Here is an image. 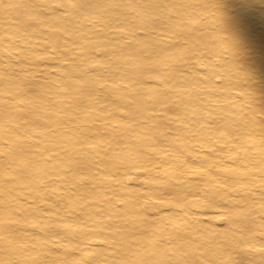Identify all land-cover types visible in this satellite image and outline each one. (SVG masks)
Masks as SVG:
<instances>
[{"label": "rangeland", "instance_id": "374dc122", "mask_svg": "<svg viewBox=\"0 0 264 264\" xmlns=\"http://www.w3.org/2000/svg\"><path fill=\"white\" fill-rule=\"evenodd\" d=\"M5 1L0 0V105L19 114L27 112L31 117L26 120V126L24 119L17 128L8 118L0 124V174L14 171L15 175L9 177H16L12 184L14 192L0 193V201L13 199L18 207L13 219L11 215L0 216V234L4 233L0 240L6 239L12 246L17 241L16 251L3 248L13 252L5 256L9 258L7 261L11 264H182L180 260L186 252L182 248L189 244L194 257L189 264H264V241L256 238L264 234V228L251 224L255 218L264 217V0L102 3V9L106 6L112 10L110 14L102 9L94 14L89 5L91 0H71L68 6H50L44 0H34L23 8L24 20L7 12L11 5ZM120 8L125 10L113 11ZM107 15L114 20L111 26L105 25ZM123 17L124 20H119ZM55 20L64 21L65 33L53 41L40 30L55 26ZM150 22L159 27H147ZM169 22L175 23V27H170ZM214 22L229 28L222 42L216 43L212 38L210 42V34L214 33L211 30L200 47H193L189 36L205 25L212 24L214 28ZM234 23L239 24L238 31H234ZM119 31L122 32L115 34ZM259 35L261 38L256 41ZM129 40L137 46L126 53L119 45ZM157 46L160 53L155 60L160 69L165 64L167 68L148 74V80L172 72L181 77L180 81L185 82V77L191 76L200 84L199 87L184 85L174 94L167 103L172 108L168 116L154 113L152 119L146 120L141 116L144 103L162 90V83L157 81L144 93H135L136 79L132 77L136 73L130 74V67L123 71V62L117 59L139 60L135 70L144 68L145 64L149 67L151 49ZM222 64L233 69L234 98L199 111L192 102L199 104L209 92L219 90L215 84L226 79L223 72H220L222 76L219 74ZM73 68L78 72H73ZM120 68L123 74L106 75ZM210 71L214 77H209ZM65 73L72 74L70 81L65 79ZM125 73L131 78H122ZM9 78L31 81L37 85L29 84L32 88L44 85L51 94L62 93L63 103L58 108L46 109L49 101L40 103L36 97L28 100L29 95L23 94L18 84L4 92L1 84ZM92 83L97 84L96 90H87ZM119 90L124 96L110 95L104 101L103 94ZM89 98L97 102L94 107L79 109V101ZM227 103L234 106L232 112L238 124L252 123L258 129L241 139L245 129L237 127L239 148L233 154L236 158L222 160L216 154L217 150L226 148L228 139L199 142L195 136L200 133L197 127L186 134L189 140L182 139L183 131L187 130L183 126L200 125L202 119L214 115L212 111L216 114L219 108L222 113ZM203 107L208 105L203 103ZM43 111L52 115L47 117H53L47 130L40 129ZM101 119H104L102 124ZM96 120L101 132H106L104 137L89 129ZM7 122L10 124L5 126ZM152 129H162L167 136H161V142L144 144V132ZM119 131H123L122 137L115 138ZM93 140H99L98 144H92ZM208 145L217 146L216 152L209 151ZM174 147L185 151L184 159L188 160L193 177L209 178L208 182L187 187L189 198L184 207L154 199L160 192L168 194L162 186L171 182V175L178 172L166 169L179 167L183 161L163 160L151 154ZM11 152L13 158L8 160ZM188 154L203 155L204 159ZM139 157L147 159L143 164L138 160L142 166L159 162L168 173L139 176L107 173L110 168L125 163L138 164ZM223 161L225 168L213 166ZM34 166L41 168L40 171H61L56 178L47 177L44 184L40 177L38 184ZM18 169L30 171V183L26 184V177L18 178ZM4 181L0 178V188L8 189L10 184L7 186ZM28 185L38 189L32 194L26 189L19 190ZM226 198L237 203L229 210L223 208L227 214L212 215L199 208L206 204L215 206L216 210V204ZM214 199L219 201L215 203ZM7 229L16 233L10 235ZM84 230L86 234L81 235ZM144 230L152 233L141 240L139 233ZM2 258L0 255V264H8Z\"/></svg>", "mask_w": 264, "mask_h": 264}, {"label": "bare ground", "instance_id": "6f19581e", "mask_svg": "<svg viewBox=\"0 0 264 264\" xmlns=\"http://www.w3.org/2000/svg\"><path fill=\"white\" fill-rule=\"evenodd\" d=\"M31 1H34V0H7L5 1L6 2V5L7 4H10L11 7H10V10H8L7 12H11L12 14H16V16H18L21 20H24V17L22 15L23 13V8H26L28 5L31 4ZM71 0H44V2L46 4H49L50 6H52L53 4H56L57 6L58 5H61V6H68V3L70 2ZM107 1H114V0H91L90 2V6L93 8L94 10V14L97 13V10L101 11V4L104 3V2H107ZM88 6V5H87ZM79 9V8H78ZM77 9V10H78ZM122 10H125L124 8H120L118 10H113L114 12H122ZM102 12H104L105 14H110L112 12V10H109L107 9L106 6L103 7L102 9ZM113 12V13H114ZM10 13H8L9 15ZM78 14V11L77 13ZM109 16L107 15L106 18H108ZM125 17L123 18H119V20H124ZM111 19V20H110ZM63 20V19H62ZM119 20L116 19V21L118 22ZM241 21V20H240ZM218 22V20H217ZM239 22V21H238ZM54 23L56 24L55 26H47V27H44L40 30V32H43L44 35H47L49 36L50 40L54 39L53 41H56V40H59V38L61 37V34L65 33V25H62L64 23V21H58V20H55ZM111 24H114V20L112 18L109 17V19H107V21L105 22V25H110ZM170 24V27H175V23H171L169 22ZM216 26H214L213 28V25L211 24V26H208V25H205L203 27H200L198 29V31H195L193 33V35L190 37L189 36V43L193 46V47H200L201 46V43L203 42V39L204 38H207L210 31L212 30L214 33L210 36V42H211V38L213 41H215L216 43L218 42H222V39H223V34H225V30H229L228 26L226 24H218V23H215ZM147 27H152V28H155L157 29L156 27H159L157 26V24H154V23H148L146 24ZM145 25V26H146ZM121 27V26H119ZM234 27V31H238L239 30V24L238 23H234L233 25ZM122 31H119L118 33H115V34H119L121 33ZM57 35V36H56ZM188 38V36H187ZM261 38V35L255 37L256 41H258V39ZM48 39V38H47ZM234 40V39H233ZM135 46H137V43H135L134 41H131L129 40L128 42H122V44L119 45V48L123 51H131V49H134ZM156 48V49H155ZM153 50L151 49V54H150V61H152V66H146V64L143 66L144 68H141V69H136L135 70V66L137 64H139V60H135V59H132V58H120V59H117V61H119L120 63L123 62V65H122V70L123 71H126L128 67L129 68V71H130V74H135L136 73V77L132 79L135 81L136 84H134V90H136L135 93H144L145 90H148L150 88L153 87L154 83H156L158 81L162 83V90L159 91L158 94H155L151 97V100H148L144 103V107H143V112L141 114L142 117H144V119L148 120V119H152L154 117V113H159V114H162L164 116H168L169 113H170V107L167 106V103L168 101H171V98L174 96V94L178 93L180 91V89L182 87H184V85H194L196 87H199V82L195 81L196 79L194 77H191V76H187L185 77L187 80L185 82L183 81H180L179 79H181L180 76L172 73V72H168L164 75H155V78L154 76H152L149 80L147 79L148 77V74H151L152 72H155L156 70H163L166 69L167 67V64L163 65L164 69H160L161 67H159L160 65L158 64V62L155 60V57H157V55L160 53V47L157 46L155 47ZM105 51H110L108 49H105ZM179 67H182V64L178 66ZM239 67V66H238ZM221 68V71H219V74L222 76V73L220 72H223L224 74V77L226 78L225 80L221 81V83L219 84H215V85H218V88L219 90H216V92L214 91H211L207 94V96L204 98V99H201V102L205 103L206 105H208V107H203V103L202 104H196L195 102H192L193 104V107L195 108H199V111L200 110H205V109H209L211 108V106L213 107H216L217 106V102L218 101H221V100H229V99H232L234 98L233 96V69L232 67L230 68L229 65H225V64H222L220 66ZM77 68H73V72H78V70H76ZM119 72V73H118ZM118 72H116L115 70L107 73L106 75L107 76H111V77H114V75H120V74H123L122 71H121V68L118 70ZM232 72V73H230ZM66 74V78L68 81H70V79H72V74L71 73H65ZM64 74V75H65ZM210 76L209 77H214L215 75L213 74V71H210ZM135 76V75H134ZM122 78H124L125 80L128 79V78H131L130 75H122ZM74 79V78H73ZM126 82V81H125ZM189 83V84H188ZM17 84L21 87L20 89L23 91V94H28L29 96H27L28 100L29 99H35L38 98L40 100V103L42 102H46V101H49V106H46L45 108L48 109V108H53V107H60V105H62L63 101H61V98L62 96V93H58L57 94H51L50 91L46 88V86L44 85H41V87H30L29 84L32 85H35L34 83H32L31 81H23L22 79H18V78H14V79H7L6 81H3L2 82V91L6 92V90H10L12 89L15 85L17 86ZM96 85L97 84H89L87 86V90H96ZM37 86V85H35ZM89 90V91H90ZM98 90V89H97ZM89 91L87 92V94L89 93ZM30 92V93H28ZM118 95V96H124V94L122 93V91L119 90L118 93H115V92H106L105 94H103V98H105L104 101H106L110 95ZM214 94V95H213ZM89 95V94H88ZM92 100V102H91ZM85 101V102H84ZM83 102L82 101H79V109H82V108H85L87 109V107L91 106V107H94V105L97 103V102H94V100L92 98H89V99H85ZM175 104V106L178 105V103L176 102H173ZM10 107H11V104H9ZM30 106V105H28ZM233 108L234 106L232 105V103L228 104L227 103V107L226 108H222L221 111L222 113H219V108L216 109L217 110V113L215 114L214 111H212V113L214 115L210 116L208 115V118L207 119H202L200 122V125H197V124H191V123H187L184 127V129L186 128L187 130H184L183 131V140H189L188 139V135L186 136V134L191 130L192 127H197L198 132L200 133H197V135H195L197 137V139H199V142H205V143H209V142H213V140L217 141V142H223V139H228V142H227V146L226 148H222L221 151L217 150V155L218 157L222 158V160H224L225 158L229 157V158H236L233 154H235V151L239 148V139L237 138V127H242V129H245V132L243 133V135L240 136V138L242 139L243 137H247L249 136L250 134H252V132L256 133L255 131L258 130L254 127V124H246V122H241V124H238L239 121H237V118L233 115ZM12 109V107H11ZM37 114V113H36ZM39 114V113H38ZM37 114V115H38ZM43 115H44V118H43V122H42V125L40 126V129L41 130H47L49 127V120L53 119V117H47V116H52L51 114H46L44 113L43 111ZM47 115V116H46ZM99 116V115H98ZM8 120H12L10 121L13 125V127H18L19 126V123L21 121V119H24V122H26V120L28 119H31L30 115L27 114V112H24L23 114L22 113H18V112H15V111H11L9 110V108L7 106L5 107H2L0 105V124L2 125V121H4L5 119ZM104 119H101L99 121L100 124H102V121ZM95 121V120H94ZM98 120H96L95 122V125H90L89 129L90 130H93V131H97L99 132V134L104 137L106 134V132L102 133L101 132V126H99L97 123ZM10 122H7L5 123V126L9 125ZM24 125H28L27 122L24 123ZM243 127H247V128H243ZM190 128V129H189ZM154 129V128H153ZM152 129V130H153ZM151 130V131H152ZM161 131H158V130H153L152 132H144V137H142V141L144 142H150V143H158V142H161V140H159V138L161 136H167L166 134H163L162 133V129H160ZM183 130V129H182ZM89 131V130H88ZM260 133H263V132H260ZM117 135H114L115 138H120L122 137L123 135V131L122 133L119 131V133H116ZM98 141L99 140H93L92 141V144H98ZM230 141V142H229ZM160 144V143H159ZM222 144V143H221ZM263 146H264V139H263ZM209 147V151H212L213 153L216 152V149H217V146H213V145H208ZM144 151V150H143ZM176 151V153H178V155H176V153L174 152ZM184 150H180L179 147H174V149L172 150H162L160 149V151H157V152H154V154H151V157L154 156V155H157L159 159H163V160H170V159H177V158H180L183 163L179 166V167H170L167 168L166 170H175V171H178L177 174H173V176L171 175L172 179H171V182L167 183L166 186H162L164 187L165 189H167L168 191V194L167 195H164L160 192V194H156L155 195V200L157 201H161V202H167V203H174L177 207L178 206H181V207H184L186 206V199L189 198L188 194L186 193L187 192V187L188 186H192V184H199V183H202L204 181H209V178L208 177H193L192 176V173H194L193 171L189 170L188 166H187V162L188 160L187 159H184V157L186 156L184 154ZM12 153V152H11ZM142 154V152H140ZM221 153H226L225 154H221ZM147 155L149 153H146ZM185 155V156H184ZM190 156H194L195 158H199L200 160L204 159V156H199V155H194V154H188ZM262 155V154H261ZM9 159L8 160H11L13 158V153L9 155ZM150 157V158H151ZM232 159V160H233ZM138 160H142V158H138L136 162H138ZM147 159L144 158L142 160V164L146 161ZM211 162V161H210ZM156 163V164H154ZM150 165H146V166H142V164L140 163V161L138 162V164H132V165H129L127 163L123 164V166H117L115 167V169H112L110 168L111 170H108L107 173H109V175L111 176H123V175H133V176H139V175H144V174H148V175H161L162 173H168V172H165V165L163 164H160L158 165L157 162H154ZM141 164V165H140ZM213 165V164H212ZM216 169H221V168H225L226 167V164H225V161L223 162H218V164H214L213 165ZM23 169V168H21ZM17 170L20 177L18 178H23V177H26V184L30 183L29 181H31V175H30V171L29 173H26V171L23 170V172H21L22 170ZM24 169H27V168H24ZM34 169L36 170L37 174L35 176V178L38 180V184L40 183L39 179L41 177V180L42 183L44 184V181L46 180V178L52 176V177H58L59 173H60V169H55L51 172H47L45 169H43L42 171L41 168H37L34 166ZM1 170V169H0ZM39 171V172H38ZM172 172V171H171ZM26 173V175H25ZM175 173V172H174ZM22 174V175H20ZM9 175H12L14 176L15 173L14 171H8V172H2V174H0V178L2 181H4L6 184L5 185H9L8 186V189L7 188H3L1 187L0 188V193L1 194H6V193H12L14 192V186L12 185L13 183H15V178H12L9 177ZM27 175H29V177L27 178ZM5 176V177H3ZM21 184L23 182H20ZM158 183V182H156ZM159 187H161V184H158ZM162 187L160 189H162ZM20 191L26 189L27 191H29V194H32L34 193L38 188H35V187H32L31 185L29 186H22V187H19ZM23 195V194H22ZM16 196V194H15ZM171 197V199H168V197ZM167 197V198H166ZM219 200L218 199H214V202L217 203ZM237 205V203L235 204V201L233 202V200H229V199H223L221 201V203L219 204H216V210L213 209L215 208L212 207L211 205H203V207H199L201 211H205V212H209L210 214L212 215H224V214H227L228 212L226 211L225 213V210H223V208L225 207L226 210H229L230 209V206L232 208V206H235ZM211 208V209H210ZM0 209H2V212L0 214V216L4 215V216H8V215H11L13 219V215H16V211H18V207H16V204H14V200H10L8 198L6 199H3L2 201H0ZM209 209V210H208ZM213 209V210H212ZM175 211L177 212L178 210L175 209ZM182 212L184 213L185 210H182ZM243 213H241L242 215ZM164 216V215H163ZM214 217V216H213ZM264 217L260 216L259 218H255L251 224L255 227H262L264 228ZM8 226V224H6ZM11 227V225H10ZM10 233V235H13L15 234L16 232L12 231V229H7ZM152 233V230H147V231H140L139 233V236H142V239L141 240H145L148 236H149V233ZM86 234V231L84 230L83 232H81V235H84ZM180 236H185L186 234H178ZM1 237H4V233H1L0 234ZM263 237V238H262ZM258 238V240H263L264 241V234H262L261 236L259 237H256ZM245 240V239H244ZM243 240V241H244ZM16 245H17V241H16V244L15 246H12L10 242H7L6 239H2L0 240V255L3 256V260L6 261L8 264H11V261H7L9 258H6L5 256L7 255V253L9 252L10 253H13L11 250H15L16 251ZM4 247H8L10 248L11 250L9 251V249H3ZM183 250H186L185 253V258L182 256L181 257V263L182 264H189V263H192V261H194V257L191 255L192 254V251L190 250V245H186V246H183L182 248ZM261 255H263V253H261ZM144 259V258H143ZM263 261H264V258H263Z\"/></svg>", "mask_w": 264, "mask_h": 264}]
</instances>
